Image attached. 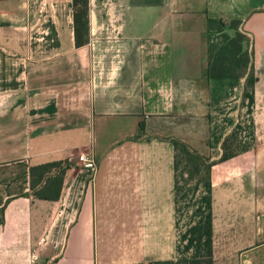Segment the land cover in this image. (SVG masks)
Listing matches in <instances>:
<instances>
[{
    "label": "crops",
    "instance_id": "1",
    "mask_svg": "<svg viewBox=\"0 0 264 264\" xmlns=\"http://www.w3.org/2000/svg\"><path fill=\"white\" fill-rule=\"evenodd\" d=\"M110 4L115 34L76 46L73 0H0V264L176 259L170 137L215 162L213 264H264V148L218 161L201 146L226 91L207 74L208 20L238 21L256 87L264 0ZM48 162L63 163L56 199L30 187Z\"/></svg>",
    "mask_w": 264,
    "mask_h": 264
},
{
    "label": "trees",
    "instance_id": "2",
    "mask_svg": "<svg viewBox=\"0 0 264 264\" xmlns=\"http://www.w3.org/2000/svg\"><path fill=\"white\" fill-rule=\"evenodd\" d=\"M77 5L81 8L77 9ZM74 39L75 45L81 46L89 39L88 0H73ZM223 25L222 19L208 20V34L213 22ZM238 24V21H233ZM222 46L212 54L207 43L209 78L224 83L225 80L246 78L248 86L253 88L256 77L251 62V53L244 48L246 38L244 33L236 31L233 36L222 34ZM244 57V59H243ZM243 59L245 72L236 75L230 73ZM225 84V83H224ZM253 101V94L249 96ZM173 145L174 171V203L175 224L177 228V257L174 260H157L148 264H213V210L211 167L215 163L209 156L193 149L186 142L169 138ZM243 150V149H242ZM234 151L223 149L218 161H224L234 155ZM63 163L68 165V161ZM62 162H48L31 166L30 187L38 198L56 199L57 191L62 182L61 176L47 177L51 168L58 167ZM61 167V166H60ZM61 174V172H60ZM58 188V190H56ZM3 210H0L2 221Z\"/></svg>",
    "mask_w": 264,
    "mask_h": 264
},
{
    "label": "rangeland",
    "instance_id": "3",
    "mask_svg": "<svg viewBox=\"0 0 264 264\" xmlns=\"http://www.w3.org/2000/svg\"><path fill=\"white\" fill-rule=\"evenodd\" d=\"M110 3L111 0H88L89 37H107L115 34L117 29L112 25L118 13L113 11ZM80 8L81 6L77 5V9ZM236 31L239 30L233 21H224L223 25L217 21L213 22L208 34L212 54L222 46L223 33L233 36ZM243 59L238 66L231 68L230 73L239 75L245 72ZM231 80L233 84L230 79L224 81L226 91L220 92L221 101L208 115L211 125L207 140L201 145L209 148V153H213L214 157L218 147L227 152H238L248 147L264 148V75L260 76L258 85H253V88L247 85L246 78ZM251 91L252 102L249 100Z\"/></svg>",
    "mask_w": 264,
    "mask_h": 264
},
{
    "label": "built area",
    "instance_id": "4",
    "mask_svg": "<svg viewBox=\"0 0 264 264\" xmlns=\"http://www.w3.org/2000/svg\"><path fill=\"white\" fill-rule=\"evenodd\" d=\"M78 160L83 162L84 164H86L87 166L89 167H95L96 165V161H95V158L92 156V155H85V154H80L78 155Z\"/></svg>",
    "mask_w": 264,
    "mask_h": 264
}]
</instances>
